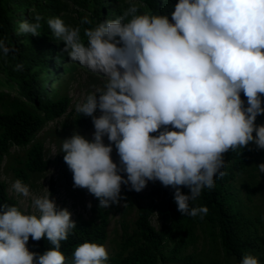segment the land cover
Returning a JSON list of instances; mask_svg holds the SVG:
<instances>
[{"label": "clouds", "instance_id": "obj_1", "mask_svg": "<svg viewBox=\"0 0 264 264\" xmlns=\"http://www.w3.org/2000/svg\"><path fill=\"white\" fill-rule=\"evenodd\" d=\"M139 7L133 3L117 18L86 28L87 44L80 27L60 17L47 20L71 61L106 80L75 108L92 118L93 139L73 132L63 140V160L73 173V187L87 189L100 208L120 202L122 184L140 192L148 181H159L175 190L182 216L203 219L209 209L192 202L225 175L224 154L250 142L264 149V125L255 123L264 115V0H178L171 21L168 15L137 14ZM42 20L36 15L34 22H21L18 35L39 36ZM81 23L92 21L85 16ZM16 51L0 40L3 56ZM113 145L119 165L111 157ZM256 167L264 173V163ZM11 187L31 195L20 179ZM50 196L47 189L33 198L35 213L0 205V264H65L61 241L76 222ZM29 237H46L54 247L42 255L30 252ZM107 260L104 245L84 242L75 249L73 264ZM240 264L259 260L244 255Z\"/></svg>", "mask_w": 264, "mask_h": 264}, {"label": "trees", "instance_id": "obj_2", "mask_svg": "<svg viewBox=\"0 0 264 264\" xmlns=\"http://www.w3.org/2000/svg\"><path fill=\"white\" fill-rule=\"evenodd\" d=\"M74 1L80 9L91 13L94 20L92 24L78 23L83 27L80 35L85 44H87V38L84 36L86 28L117 18L128 6L123 3L117 5L119 0ZM131 1L133 0H129V3ZM135 1L142 3L150 14L168 15L170 21L174 5L178 3V0ZM165 1L168 4L167 8H164ZM63 2L64 0H0V40H5L10 47L17 50L7 57L0 53V69L4 70L3 77H0V87L4 85L3 80H5L15 86L23 98L31 103L30 108L19 105L12 110L0 111V161L8 154L11 146L26 148L25 157L19 160L21 165L14 169L16 178L23 182L27 181L32 173L45 171L51 163V160L44 156L43 144L34 140L36 133L44 123L63 115L69 106V97L62 95L56 98V91L51 83L55 82L62 72L61 66L67 60L69 62L70 57L63 51L64 42L57 41L47 25L49 18L60 17L64 21V14H60ZM108 5H111L110 11L107 9ZM26 9L32 12L31 16L27 15ZM36 15L43 17L40 35L32 36L26 33L18 35L19 24L25 20L34 22ZM17 64L23 65L22 71L15 70ZM241 99L247 107V98L243 92ZM262 107H264V96H262ZM74 124L85 130L93 126L91 117L76 111ZM254 154L264 159V149H258L251 143L243 149L235 152L229 150L224 154L225 167L222 171L225 175L215 178L214 188H205L201 196L192 202V206H206L209 209L203 219L182 216L174 202L175 190L170 186L164 187L159 182V187H153L151 190L152 198L149 203L137 208L135 228L124 239L121 251L108 255L105 264H207L194 254L183 252L186 247L195 243L196 229L203 222L217 229L221 247L234 257L235 264H240L243 256L249 254L257 257L259 264H264L262 238L257 234L258 218L249 217L240 209L232 187L237 176L248 171L249 158ZM63 156L64 153L55 157L61 165L62 178L74 183L73 173L64 162ZM261 175L264 176V173ZM55 185V180L50 178L48 190L53 200ZM181 191L188 194L189 189L181 187ZM159 192L161 198L156 201L154 195ZM96 200V215L91 219L75 221L76 228L70 231L66 241H61L60 251L65 256V264H73L75 249L82 243L105 245L108 239L109 209L100 208L99 201ZM4 203L20 208L18 202L8 195L6 183L0 179V205ZM154 213L164 219L159 229L151 222ZM26 247L30 252L42 255L54 245L46 237L39 241L29 237Z\"/></svg>", "mask_w": 264, "mask_h": 264}, {"label": "rangeland", "instance_id": "obj_3", "mask_svg": "<svg viewBox=\"0 0 264 264\" xmlns=\"http://www.w3.org/2000/svg\"><path fill=\"white\" fill-rule=\"evenodd\" d=\"M123 1V2H122ZM128 4L124 11L133 3L139 5L137 14L148 13L144 5L138 1L119 0L117 5ZM60 14H64V21L73 27H80V32H83V27L78 25L79 22L87 16L94 22L91 13L87 10H82L74 0H64L62 3ZM168 4L164 2V8ZM110 11L111 5L107 6ZM27 15H32L26 9ZM74 19V20H72ZM69 21V22H68ZM81 34V33H80ZM62 72L59 73L55 82L51 86L55 88L56 98L62 95L69 97V106L66 112L53 120L43 124L35 135V141L43 144L44 156L51 160L48 168L43 172L32 173L30 178L24 183L30 188L31 195L24 197L18 195L12 189V183L17 179L14 174V169L19 167V160L25 157L26 148L11 146L8 154L0 161V179L6 183V191L9 196L14 198L22 211L27 213H35L33 207V198L42 196L49 188V179L55 180L54 201L58 209H68L71 212V219L87 220L93 218L95 208L97 206L96 198L89 193L85 188H74L72 182H67L62 178L61 165L55 160V157L63 154L61 152L63 140L69 138L73 132H78L81 135L93 139L95 131L94 126L85 130L74 124L75 108L78 103H82L86 96L97 89L104 87L106 83L102 75L93 73L87 67L81 66L78 62L71 61V58L61 66ZM3 69H0V77H3ZM4 85L0 87V111L12 110L15 106H26L30 108L31 103L23 98L15 86L3 80ZM99 116V111L95 113ZM255 123L264 125V115H258ZM255 136V132L253 133ZM104 143L108 144L107 136L104 138ZM251 143V142H250ZM255 145L254 143H251ZM113 162L119 165V156L113 145L111 153ZM260 163H264V159L254 154L249 158V169L244 174L237 176L232 187L238 199L237 203L242 211L253 218H258L256 221L257 234L261 236V245L264 248V176L258 171ZM126 178L125 173H121ZM153 187H159V181H148L147 186L140 192L129 190L130 185H121V199L118 204H111L106 209H109L107 231L108 239L105 242V247L108 255H113L121 251L122 244L127 235L131 234L135 228L134 221L136 219L137 208L145 206L152 198L151 190ZM161 193H156L154 199L159 201ZM91 203V208L88 207ZM152 224L159 229L164 223V219L154 213L151 217ZM197 239L194 244L189 245L184 249V253H192L196 257L203 259L207 264H235L234 257L227 254L220 245L217 229L203 222L196 229Z\"/></svg>", "mask_w": 264, "mask_h": 264}]
</instances>
